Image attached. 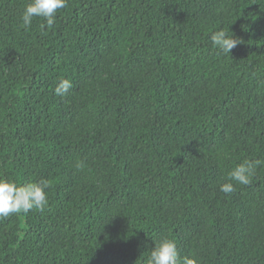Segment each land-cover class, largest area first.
<instances>
[{
	"label": "trees",
	"instance_id": "obj_1",
	"mask_svg": "<svg viewBox=\"0 0 264 264\" xmlns=\"http://www.w3.org/2000/svg\"><path fill=\"white\" fill-rule=\"evenodd\" d=\"M29 2L0 0V177L49 206L0 221V264H144L164 237L264 264V167L228 175L264 160V0H67L51 28Z\"/></svg>",
	"mask_w": 264,
	"mask_h": 264
},
{
	"label": "clouds",
	"instance_id": "obj_2",
	"mask_svg": "<svg viewBox=\"0 0 264 264\" xmlns=\"http://www.w3.org/2000/svg\"><path fill=\"white\" fill-rule=\"evenodd\" d=\"M67 7V0H30L22 11L21 19L24 27L31 26L34 17L42 18L44 23L41 28H51L59 10ZM212 46L225 55H230L231 50L240 42L230 36L228 31L221 28L210 35ZM73 88L70 78H61L54 88V93L64 97ZM264 167V160L244 161L237 164L228 174L231 181L240 185H249L257 168ZM46 181H32L26 184H17L15 181L0 177V221L12 215L27 214L33 210L43 212L49 206ZM219 190L225 194L232 193L235 188L233 183L225 182ZM144 264H198L195 258L181 256L174 240L167 237L154 242L149 256Z\"/></svg>",
	"mask_w": 264,
	"mask_h": 264
}]
</instances>
